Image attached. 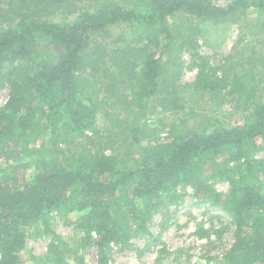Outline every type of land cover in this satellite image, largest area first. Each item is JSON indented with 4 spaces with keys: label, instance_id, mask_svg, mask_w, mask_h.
<instances>
[{
    "label": "trees",
    "instance_id": "trees-1",
    "mask_svg": "<svg viewBox=\"0 0 264 264\" xmlns=\"http://www.w3.org/2000/svg\"><path fill=\"white\" fill-rule=\"evenodd\" d=\"M5 1L0 264L28 257L27 231L36 224L52 236L54 264L87 246L96 249L95 264H111V245L152 238L149 222L183 198L178 188L230 218L234 242L218 264H264V161L256 158L264 150V55L253 46L248 56H227L221 74L201 62L191 84L179 83L181 55L197 52L208 26L242 24L254 11L257 20L240 30H257L256 42L264 0ZM50 12L61 19H46ZM119 26L127 39L109 49L97 37ZM193 96L208 106L201 114L229 111L237 123L206 116L190 126L177 117L164 123ZM155 123L168 142H158ZM217 182L229 191L218 192ZM54 213L76 217V248L52 231Z\"/></svg>",
    "mask_w": 264,
    "mask_h": 264
},
{
    "label": "rangeland",
    "instance_id": "rangeland-1",
    "mask_svg": "<svg viewBox=\"0 0 264 264\" xmlns=\"http://www.w3.org/2000/svg\"><path fill=\"white\" fill-rule=\"evenodd\" d=\"M78 4V3H77ZM0 6L6 7L5 0L0 1ZM60 12L51 13L46 19L58 21L61 19ZM68 17L70 15L66 14ZM257 20L254 11H250L241 24V21L231 20L218 26H208L203 37L198 38L197 52L187 51L181 55L183 69L179 77L181 85L191 84L198 71V66L202 63L207 65L209 72L221 74V66H228L225 61L227 56L235 57L240 51L246 56L250 55L252 47L258 53L264 55V34L255 38L252 35L257 30H240L244 24L253 23ZM124 26L113 27L107 30L105 37H97L103 41L104 46L109 49L116 44H111L118 37L127 39ZM248 33V34H245ZM243 39V40H241ZM107 49V48H106ZM198 55L201 59L193 56ZM197 53V54H196ZM234 59V61H235ZM22 64L16 62L13 66ZM9 94L8 87L0 88V108L5 104ZM194 100H186L183 113L172 116L166 114L164 123L170 119L180 118L187 121L188 125L204 120L214 122L218 119L225 127L233 126L239 117L228 113L232 112H209L201 114V109L205 106L204 101L198 96L191 97ZM204 104V105H203ZM208 107V106H205ZM159 116V118H162ZM157 123L154 124L156 126ZM158 126V125H157ZM167 130L159 128L158 142H168ZM264 146V144H263ZM257 159L264 161V150L259 151ZM264 186V178H263ZM218 192L226 194L230 186L225 182L215 183ZM177 193L183 198L161 210L148 224L151 239L140 236L132 237L127 243L111 245L109 259L111 264H218L224 253L232 246L234 226L228 216L219 209L197 203L190 188H178ZM76 217L58 216L51 217V229L54 234L65 242L70 248H76L82 238V233L78 231ZM52 236L42 232L39 225L31 226L27 231L25 242L26 257L21 264H54L50 260L49 245ZM155 239H157L155 241ZM97 260L96 249L90 246L79 248L78 258L70 256L64 259V264H95ZM81 263H80V262Z\"/></svg>",
    "mask_w": 264,
    "mask_h": 264
}]
</instances>
